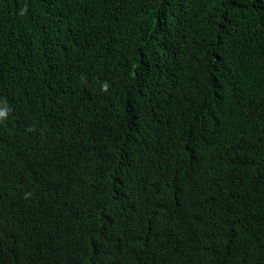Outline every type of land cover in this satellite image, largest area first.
Returning a JSON list of instances; mask_svg holds the SVG:
<instances>
[{"label":"trees","instance_id":"obj_1","mask_svg":"<svg viewBox=\"0 0 264 264\" xmlns=\"http://www.w3.org/2000/svg\"><path fill=\"white\" fill-rule=\"evenodd\" d=\"M0 112V264H264V0H0Z\"/></svg>","mask_w":264,"mask_h":264},{"label":"clouds","instance_id":"obj_2","mask_svg":"<svg viewBox=\"0 0 264 264\" xmlns=\"http://www.w3.org/2000/svg\"><path fill=\"white\" fill-rule=\"evenodd\" d=\"M64 88H67L68 89V87H66V86H64ZM68 95V94H67ZM5 115V113H3V112H0V116H4Z\"/></svg>","mask_w":264,"mask_h":264}]
</instances>
